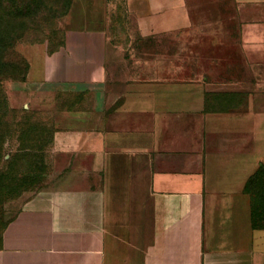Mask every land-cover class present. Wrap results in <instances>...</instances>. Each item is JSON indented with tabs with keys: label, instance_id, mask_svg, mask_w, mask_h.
Listing matches in <instances>:
<instances>
[{
	"label": "crops",
	"instance_id": "obj_1",
	"mask_svg": "<svg viewBox=\"0 0 264 264\" xmlns=\"http://www.w3.org/2000/svg\"><path fill=\"white\" fill-rule=\"evenodd\" d=\"M22 53L9 102L52 126L65 187L4 226L0 264H264V0H71Z\"/></svg>",
	"mask_w": 264,
	"mask_h": 264
},
{
	"label": "rangeland",
	"instance_id": "obj_2",
	"mask_svg": "<svg viewBox=\"0 0 264 264\" xmlns=\"http://www.w3.org/2000/svg\"><path fill=\"white\" fill-rule=\"evenodd\" d=\"M10 0H0V36L12 46L0 47V235L6 223L23 211L40 206L49 200L53 191L65 187L57 181L56 153L51 151L52 130L43 119H32L33 109L12 107L9 102L8 82L26 70L22 47L47 38H57L58 8L46 9L28 16H11L4 13ZM14 17V18H13ZM20 20V21H19ZM9 44V42H8ZM31 114L30 120L19 116ZM12 114V116H11ZM37 116V115H36ZM20 118V119H19ZM63 160V159H62ZM247 205L244 220L248 226L251 243L264 247V162L245 186Z\"/></svg>",
	"mask_w": 264,
	"mask_h": 264
},
{
	"label": "trees",
	"instance_id": "obj_3",
	"mask_svg": "<svg viewBox=\"0 0 264 264\" xmlns=\"http://www.w3.org/2000/svg\"><path fill=\"white\" fill-rule=\"evenodd\" d=\"M70 1L71 0H10V1H8V6L5 7L4 13L7 14V15H11V16H15L16 15L17 19H19L20 17H22L21 15H26V16H28L30 14L34 15V14L42 12V11H44L46 9L51 10V8H55L56 7V8L59 9L57 17L60 18L68 10ZM6 42L7 41L5 39H3L2 36H0V47L1 46L5 47L6 46ZM8 42H9V44H8ZM8 42H7V47L6 48H9V47L12 46V43L14 42V38H10L8 40ZM26 65H27V62H26ZM1 66L5 67L6 63L0 62V67ZM26 71H27V66H26V70L23 73V75H21L19 77H14V76H12L14 74V72L11 71L9 73V76L11 77V79H21L26 74ZM7 72L8 71L5 70V72L0 73V80L2 79V76L6 77ZM33 114L34 115H33L32 119H34V120L42 119V118H39L38 115L36 116V113H33ZM21 115H23V117H20V118H22L24 120H30L31 119V116H30L31 114L26 115V113H22L19 116H21ZM11 116H12V114H11ZM43 121H45V125H47L48 121H46L44 119H43ZM49 128H50V130H52V126L51 125H49Z\"/></svg>",
	"mask_w": 264,
	"mask_h": 264
}]
</instances>
